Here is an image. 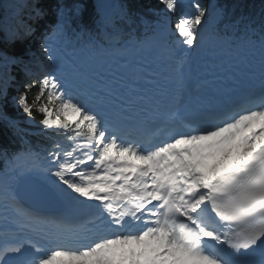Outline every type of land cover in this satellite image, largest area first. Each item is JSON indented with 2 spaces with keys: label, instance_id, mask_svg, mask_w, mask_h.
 I'll list each match as a JSON object with an SVG mask.
<instances>
[{
  "label": "snow or ice",
  "instance_id": "snow-or-ice-1",
  "mask_svg": "<svg viewBox=\"0 0 264 264\" xmlns=\"http://www.w3.org/2000/svg\"><path fill=\"white\" fill-rule=\"evenodd\" d=\"M157 2L151 34L139 40L105 47L72 27L85 6L58 0L40 37L46 63L30 49L0 50V130L23 145L5 150L0 171V264H264V83L209 102L196 75L209 51L245 63L258 52L264 68V21L245 25L258 45L226 49L211 39L228 16L217 0ZM25 11L33 22L46 15L23 0L2 28L7 43L36 34ZM119 21L135 23L124 6ZM99 25L106 39L121 31L109 14ZM73 53L155 64L156 123L125 127L75 94L60 70ZM17 68L31 79L18 82ZM23 123L40 126L49 145L29 143Z\"/></svg>",
  "mask_w": 264,
  "mask_h": 264
},
{
  "label": "trees",
  "instance_id": "trees-1",
  "mask_svg": "<svg viewBox=\"0 0 264 264\" xmlns=\"http://www.w3.org/2000/svg\"><path fill=\"white\" fill-rule=\"evenodd\" d=\"M119 4V10L116 11L114 17H117L118 27L121 29L119 33H113L112 29H108L110 36L108 41H115L113 38L121 36L117 39L119 43L127 39L130 36H135L137 38H142L146 34H151L150 26L155 22L156 16L154 11L159 10V4L157 0H117ZM71 2V0H68ZM84 7L82 17L74 20L72 27L77 31H80L81 25L90 31L95 33L97 30V17H98V7L96 0H79ZM23 0H0V50L7 51L9 53H21L25 49H28L29 44L34 40L33 36L28 38L27 43H21L16 41L14 44H9L6 42L5 32L2 30L4 25H11L15 20V13L19 10L20 5ZM228 14L227 19L221 24L220 31L222 35H234L239 36L243 33L245 25L252 22L253 28H259L262 21H264V0H218ZM40 6L46 12L43 19L39 20L40 25L37 27L36 31L39 33V29H47L51 24L56 22L55 8L57 7L58 0H40ZM127 7L130 13L133 15L135 23L128 24L123 21H119V12L121 7ZM143 18V19H142ZM146 29H148L146 33ZM232 33V34H231ZM84 36L83 41H87ZM259 37L258 35H256ZM33 38V39H32ZM19 68L14 70V75L18 81ZM19 82V81H18ZM9 94H15V88L9 89ZM35 95V90L30 94V96ZM9 111L16 115L21 121H25L27 118L22 115L21 112L10 108ZM36 120L42 118V114L38 111L35 113ZM23 125L29 129H36V132L29 133L27 136L29 142L33 146L49 145V141L42 135H40L41 128L38 125H32L29 123H23ZM50 131V130H49ZM62 143L68 146L71 141H68L64 137H57ZM22 142L19 138L13 136L10 132L0 130V169L5 165V155L3 151H7L9 155L18 151L22 148Z\"/></svg>",
  "mask_w": 264,
  "mask_h": 264
},
{
  "label": "bare ground",
  "instance_id": "bare-ground-1",
  "mask_svg": "<svg viewBox=\"0 0 264 264\" xmlns=\"http://www.w3.org/2000/svg\"><path fill=\"white\" fill-rule=\"evenodd\" d=\"M213 39V38H211ZM235 50V48H234ZM203 58V59H202ZM198 68L207 73L210 69L215 70L214 77L210 78V87L219 88L223 83L237 82L236 88L247 85L252 80H264V68H261L259 59L256 61L241 62L227 56H220L211 51L203 53ZM205 61V62H203ZM224 78H218V75ZM39 75V74H38ZM212 76V74H209ZM203 78V75H201ZM224 91V90H222Z\"/></svg>",
  "mask_w": 264,
  "mask_h": 264
},
{
  "label": "rangeland",
  "instance_id": "rangeland-1",
  "mask_svg": "<svg viewBox=\"0 0 264 264\" xmlns=\"http://www.w3.org/2000/svg\"><path fill=\"white\" fill-rule=\"evenodd\" d=\"M249 39L256 41L257 42V45H258L259 39H257L255 37V35H253L251 33H248L247 35L242 36V37L237 38V39H233V38H220L218 36H215V40H216V43L218 45H222L226 49H230L231 48L232 50H234V48L237 49V48L243 47L244 45H246V42ZM134 40L135 39H130V41H128V42H132ZM99 44H101V43H99ZM40 54H42V53H40ZM256 55L259 58V53L258 52L256 53ZM77 56L79 57V59L83 57L86 60V57H84L85 55L77 54Z\"/></svg>",
  "mask_w": 264,
  "mask_h": 264
}]
</instances>
